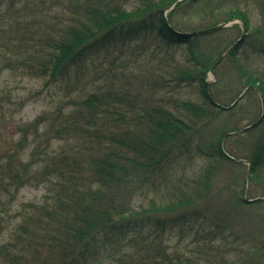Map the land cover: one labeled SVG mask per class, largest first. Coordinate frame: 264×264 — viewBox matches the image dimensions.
Here are the masks:
<instances>
[{"label": "trees", "instance_id": "16d2710c", "mask_svg": "<svg viewBox=\"0 0 264 264\" xmlns=\"http://www.w3.org/2000/svg\"><path fill=\"white\" fill-rule=\"evenodd\" d=\"M228 1L138 0L128 9L120 0H0V72L20 70L68 99L76 93L69 110L58 106L56 117L27 124L43 129L36 140L44 143L29 162L17 164L12 154L3 165L0 154V264L234 262L226 248L239 247L240 239L228 222L248 221V210L264 203L243 196L258 181L264 197V138L248 157L235 145L224 151V140L244 134L230 113L239 101L224 108L257 89L264 110V62L247 63L252 55L264 61V0H250L260 14L255 25L251 10ZM9 9L13 22L2 18ZM193 17L203 24L183 29V19ZM232 21L246 34L226 41V27H215ZM146 36L154 45L150 61L161 64L140 94L132 92L137 78L127 68L145 51ZM253 37L263 40L253 44ZM229 63L237 73L231 82ZM212 67L215 80L208 82ZM111 71L112 79L97 85ZM173 83L189 96L175 97ZM233 159L249 163L247 180V167ZM195 160L201 169L188 180ZM224 165L231 171L219 186ZM33 182L44 186L42 201L14 211L11 189ZM246 243L248 264H264V241Z\"/></svg>", "mask_w": 264, "mask_h": 264}, {"label": "rangeland", "instance_id": "374dc122", "mask_svg": "<svg viewBox=\"0 0 264 264\" xmlns=\"http://www.w3.org/2000/svg\"><path fill=\"white\" fill-rule=\"evenodd\" d=\"M7 0H4L6 3ZM125 4V7L128 6V9L135 6L138 3V0H120ZM232 1V0H231ZM237 1V7L241 10H251L249 14L251 15V19L254 23L252 25L256 24V21L259 20L258 14V8L257 5H253L252 1L250 0H235ZM230 2V0L228 1ZM252 2V3H251ZM231 4V3H229ZM9 5V4H8ZM228 5V3H227ZM246 6V8H245ZM245 8V9H244ZM3 20L8 22H13V13L9 9L8 13L5 17H2ZM183 29L189 30L194 28H199L203 24V20L200 19V17H193L191 19H183ZM237 25V27H234ZM9 27L10 24H9ZM227 31L224 33V37L226 38V41H235L239 38L240 34L244 35L246 32H243L242 34V27L240 22H233L229 23L227 27L225 28ZM263 39H254L252 38L253 44L256 42V44H260ZM263 43V42H262ZM142 45H144V52H140L137 56V61L135 62L134 59H132L131 64H129V67L127 68L128 72H133L135 75H131L132 77H135L134 81L131 80V90L132 92L139 91V93H144L143 86L148 89V86L150 87V76L154 75V73H157V70L159 69L161 64L159 59H155L153 61H150V50L154 48V45L152 42H150V37L144 38L142 40ZM151 47V48H150ZM1 48V45H0ZM181 52L178 50L177 54ZM9 56H12V54H9ZM259 63L262 65L264 62L258 60L255 56H250L249 59H247V63ZM248 63V64H249ZM264 64V63H263ZM106 65V64H105ZM3 66V62L0 60V68ZM164 66V65H162ZM105 67L104 69H106ZM228 72V80L231 82L233 78L237 77V73L235 68L232 66L231 63L226 66ZM109 69V66H108ZM107 69V71H108ZM119 71L118 69H115ZM110 71V70H109ZM113 72L111 71L108 75H100V81H97V85L101 83V80L105 79H112ZM126 75L128 76L129 73L126 72ZM166 76V75H164ZM214 74L211 73L207 74L206 81H213ZM236 79V78H235ZM235 81V80H234ZM116 82H120V80H116ZM89 85L88 87H90ZM185 86L179 85V88L176 87V83H173V95L175 97H185L189 96L188 89L183 88ZM230 87V86H229ZM231 88L237 89L240 91L242 88L240 86H235L234 83H231ZM227 89V88H226ZM230 89V88H229ZM188 90V91H187ZM234 90V91H235ZM152 89L150 88V92ZM234 91L232 93H234ZM75 91L70 90V98L72 99L75 94ZM164 92V91H163ZM242 92V91H241ZM240 92V93H241ZM256 92L258 94V91L256 89ZM65 93L63 91H56L52 87L45 85V81L36 78V77H30L25 76L22 74L20 70L15 69H9L5 68L0 72V154L3 155L1 158V162L3 165H6L8 162L9 155L14 154V160L17 161V164L20 163H27L31 159V153L33 151L41 150L40 146H43V142H39L38 139L36 140V136L42 137L43 129L37 130V132L34 131L33 127H28L27 124L32 122L34 119H36L38 116L45 115L49 118H54L57 116L56 113V107H66V110H69L71 107H67L69 103V99L64 97ZM191 98L195 96V93L192 95L190 94ZM254 92H248L244 95V97L239 100V104H237V108L234 110H231L232 114V120L233 121H239L240 125L239 127L242 128L241 130L244 131L242 133L244 134H237L234 138L231 140H224L222 149L224 151H230L229 148L232 147V145L237 146V148H240V151L242 153H246L247 157L249 156V148L259 140L264 138V119H262L261 122H259L260 117H264V110L262 112L261 103H260V97H258ZM174 97V98H175ZM232 98V97H231ZM143 99V98H142ZM141 99V100H142ZM235 100V99H234ZM233 101L229 100V103L232 104ZM263 102V101H262ZM140 104H137V109L140 108ZM72 106V105H70ZM263 107V106H262ZM65 110V111H66ZM247 116H250V118H247ZM254 116V119L250 120L251 117ZM258 119V120H257ZM257 120L256 122H254ZM221 122V119H219V123ZM254 122V123H253ZM215 125V124H214ZM210 126V127H214ZM256 125V126H255ZM26 134V135H25ZM24 136L26 138H24ZM39 138V137H38ZM26 139V140H25ZM35 141V142H34ZM61 145V144H58ZM14 160H11V162H15ZM200 160H195L193 166H191L189 169H186V177L188 180H191L194 176H196L197 172L200 171L201 165ZM0 168L1 164H0ZM224 172L218 179L219 186L223 185L224 179L223 176H226L231 169L229 166H223ZM240 171V172H239ZM246 172L245 167H241L238 170V174H242V178H238L237 186L239 189L243 188L244 184V174ZM247 190V199H257L262 196V184L258 181H255L254 183L251 182L248 185ZM219 189L217 186L215 188H212V193L215 190ZM155 190V189H154ZM160 189L157 190V193L150 194V197L156 198V196L160 195ZM10 193L14 194V199L12 200L13 204V210L20 209L22 206H25L29 203H39L42 201L45 190L44 186L38 183H30L28 185L23 186L20 188L17 193L14 192V190L11 189ZM158 194V195H157ZM244 196V195H243ZM249 215L248 221H243L239 217L231 219V222H228V225L232 227L231 229L234 231L236 236H238L240 246L239 247H228L226 248L228 251H231V253H227V257H234L232 264H248L249 260L245 259V256L243 257V249L245 248L243 244V241L245 239L247 240L248 245H254V244H260L264 241V203L257 204L255 207L248 210ZM241 237H240V236ZM245 237V238H243ZM229 238V237H228ZM230 240V238L228 239ZM170 242H175L173 238H170ZM229 242V241H228ZM184 244L181 245L180 249H182ZM225 249V250H226ZM264 260V256H263ZM264 263V261H263Z\"/></svg>", "mask_w": 264, "mask_h": 264}, {"label": "water", "instance_id": "95a60500", "mask_svg": "<svg viewBox=\"0 0 264 264\" xmlns=\"http://www.w3.org/2000/svg\"><path fill=\"white\" fill-rule=\"evenodd\" d=\"M227 26V24H221V25H218V26H216L215 27V29L216 28H224V27H226ZM210 73L213 75V73H214V67H212L211 68V71H210ZM243 94H244V92L233 102V104L232 105H230V107H228V108H231L232 106H234L237 102H238V100L243 96ZM259 97H260V99H261V102H262V96H261V94L259 93ZM228 108H224V109H228ZM232 159V158H231ZM235 162H238V163H242V164H245L246 166H247V174H246V180H247V178H248V174H249V163L248 162H246V161H242V160H237V159H233ZM246 202H254V201H256V200H258V199H255V200H249V199H247V189L245 190V199H244Z\"/></svg>", "mask_w": 264, "mask_h": 264}]
</instances>
